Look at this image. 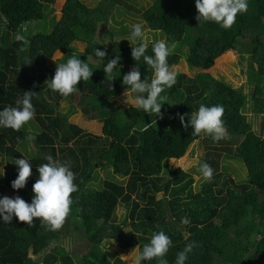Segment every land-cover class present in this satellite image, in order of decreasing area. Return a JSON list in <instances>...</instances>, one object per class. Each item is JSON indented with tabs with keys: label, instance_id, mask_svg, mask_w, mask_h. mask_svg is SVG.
Instances as JSON below:
<instances>
[{
	"label": "trees",
	"instance_id": "obj_1",
	"mask_svg": "<svg viewBox=\"0 0 264 264\" xmlns=\"http://www.w3.org/2000/svg\"><path fill=\"white\" fill-rule=\"evenodd\" d=\"M55 1L0 0V110L17 106L16 100L24 92L33 93L35 109L34 130L27 124L19 130L0 128V156L10 161L24 157L32 168L22 189L12 188L18 168L8 177L1 176L4 185L0 196L7 190L28 194V188L33 189L39 178L38 166L48 163L49 157L70 164L77 190L71 194L64 224L56 231L48 230L40 218H34L30 225L16 217L11 223L0 221V264H126L120 257L112 260L102 244L114 241L123 250L138 247L140 252L153 233L161 230L172 241L164 257L168 264H174L177 252L193 241L195 247L186 264H264V0H247V11L237 14L230 29L215 22L200 23L195 0H160L167 4L165 13L153 6L141 12L148 27L163 32L169 44L194 35L187 61L196 73L188 76L176 72L175 84L161 93L165 100L158 117L134 106L119 108L111 101L121 94L115 79L121 67L134 68L138 63L142 80L153 76L142 59H133L131 43L118 40L105 45L96 35L97 26L109 22L120 1L101 0L90 6L83 0H65L59 20L50 16ZM49 17L55 21L51 31H34V22L45 24ZM78 41L85 44L83 52L73 45ZM155 41L149 43L147 54H152ZM242 46L250 53L245 84L235 88L208 72L216 59ZM97 47L106 51L103 60L95 56ZM59 51L61 57L56 56ZM73 54L81 56L93 73L64 97L49 84L58 64ZM116 56L120 62L113 80L108 81L104 66ZM181 60L182 54L174 51L167 58L172 68ZM170 103L180 106L179 114L169 113ZM201 104L223 105L222 120L226 136L231 138L215 141L204 133L192 134L190 126L185 128ZM79 109L83 117L101 119V134L71 121ZM250 112L262 115L260 132L249 126ZM180 116H184V123ZM202 136L207 149L224 150L225 158L241 160L248 177L256 176L262 186L257 188L248 180L222 181L219 161L208 158L221 153L208 152L200 163H207L213 176L204 179L196 191L193 173L173 170L169 161L182 159ZM222 142L226 145H219ZM29 143L38 151L31 158L19 149ZM108 167L111 174L102 180V188L96 187L97 169ZM196 192L211 206H202ZM211 193L217 195L215 206ZM120 205L127 209L122 221L117 215ZM185 218L189 223H182ZM128 225L134 226L135 233H125ZM72 231L83 233L87 245V251L76 253L77 261L60 244L64 233ZM141 264H158V258Z\"/></svg>",
	"mask_w": 264,
	"mask_h": 264
},
{
	"label": "clouds",
	"instance_id": "obj_2",
	"mask_svg": "<svg viewBox=\"0 0 264 264\" xmlns=\"http://www.w3.org/2000/svg\"><path fill=\"white\" fill-rule=\"evenodd\" d=\"M195 6L198 10L196 19L200 23L215 22L223 29H230L236 21L237 14L247 11V0H195ZM126 39L132 45L133 59L136 62L142 59L153 73L150 81L142 80L140 64L137 63L133 70L123 76L122 83L127 86L125 92L127 102L131 100L132 106L143 110L150 116L157 114L158 117L161 115L165 100L161 93L176 82L177 73L167 61L175 45L169 44L165 39H160L152 42V54H147L149 37L142 23L132 24ZM95 56L103 60L106 57V51H101L97 47ZM80 57L73 54L66 62L58 64L49 87L61 96L71 95L82 80L87 81L92 76V69ZM119 62L120 57L116 56V58L109 59L104 66L108 81L113 80V72ZM32 94L24 92L22 97L17 98V106L0 110V128L19 130L34 117ZM223 115V105L201 104L198 111L192 113L185 128L190 126L193 130L192 134L204 133L210 135L213 140L220 141L226 136ZM179 118L181 123L185 122L184 116ZM14 163L18 165V176L12 181V188L22 189L32 174L31 163L24 157L15 159ZM38 172L39 178L33 185L34 196L31 203L26 202L20 196L15 198L0 196V221L11 223L16 217L18 221L27 222L30 225L34 218H40L50 231H56L62 227L70 212L71 194L77 190V185L74 183L75 174L69 163H61L51 157L48 163L38 166ZM199 172L205 180H210L213 176V169L207 163L199 164ZM3 174L4 169L0 172V176ZM182 223L187 224L189 221L185 218ZM171 245V238L163 230L153 233L149 243L133 256L131 264H141L142 261L153 258H158V264H168L164 257ZM194 247V241L186 244L183 250L177 252L174 264H186L188 254L193 251ZM132 253H136V249Z\"/></svg>",
	"mask_w": 264,
	"mask_h": 264
},
{
	"label": "rangeland",
	"instance_id": "obj_3",
	"mask_svg": "<svg viewBox=\"0 0 264 264\" xmlns=\"http://www.w3.org/2000/svg\"><path fill=\"white\" fill-rule=\"evenodd\" d=\"M90 6L97 5L101 0H83ZM117 1V9L113 11V16L110 18L108 23L99 24L97 26L96 35L105 45H110L114 41L118 40H125L126 42L130 43L126 38L130 33L131 25L134 23H142L144 28L147 29V35L149 37V43L154 40H160L165 39V35L161 31H152L148 25L142 20L141 12L148 8L149 6L155 7L158 12L165 13L167 10V4L162 3L160 0H119ZM65 0H56L53 4V10L50 16H56V18L59 20L61 17L62 7L64 6ZM52 18L49 17L47 23L43 24L40 22H34V31L37 32H49L52 30L54 22L51 20ZM193 33L187 35L189 39H184L183 42L174 44L175 47L172 49L174 52H179L182 54V60L181 63L173 69L177 71H181L185 73L188 76H193L196 73V70H193L191 66H189V63L187 61V55L190 45V40L193 38ZM20 37V35L18 36ZM73 45L77 48V51L83 52L85 50V44L84 42H74ZM247 48V47H246ZM244 46H242L239 50H232L229 51L222 56H220L218 59H216L214 66L208 70L214 77L219 78L221 80H224L230 84L233 85L235 88L241 87L246 82V71L249 70V61H250V53L248 49H246ZM75 49V48H74ZM63 55L62 52H57L56 56L61 57ZM133 70V67H121L118 72L116 73L115 79L120 84L121 87V94L115 98H112L111 101L117 105V107L125 109L131 105V100H129V103L127 102V97L125 95L126 87L123 85V76ZM150 81V80H149ZM248 91V89H246ZM78 100V97L75 99ZM65 105V104H64ZM78 112L75 113L71 117V121L78 124L82 128H84L86 131H89L94 134H101L102 133V125L103 122L100 118L98 119H89L87 117H83V113L81 109L77 110ZM169 113L171 115H176L180 113V106L176 103H170L168 108ZM249 126L251 129L261 131V122H262V115H256L252 112L249 114ZM161 122V120L159 121ZM157 122V123H159ZM162 123V122H161ZM252 123V125H251ZM28 129L34 130V120L33 118L28 121L27 123ZM160 125V124H159ZM164 125V122H163ZM171 125V124H170ZM227 139L231 138L229 135L226 136ZM225 140V139H221ZM225 142L219 143V145H226ZM236 144L233 143V146ZM22 153L26 157H33L36 156L38 151L35 148V146H32L31 143L25 144L19 148ZM208 152H217L216 150L207 149V145L203 140V136L201 139L197 140L195 143H193L187 153L184 155L182 159H170L169 161V167L173 170L177 168H182L186 172L193 173L194 177V188L196 191L199 190V188L202 185V181L204 180L202 174L199 172V163L202 162L203 159H205V156L207 157ZM217 153H221V156L216 157L215 155L211 154L208 155L209 159L216 158L219 161L220 168L223 170V179L222 181L226 179H233L236 182L248 180L249 184H252L254 186L261 187V184H258L256 182V176H253L251 178L248 177V172L245 164L241 160H235V159H227L224 157V150H220ZM225 167L227 169H225ZM18 168V165H16L13 161L8 160L4 156H0V172L4 169L5 175L3 178L8 177V175H12V173L15 171V169ZM111 167H108L106 169H97L98 178L94 180L93 184L96 187L102 188V180H104L108 174H111L110 172ZM0 176V188L3 187L4 182L3 179ZM114 178L115 175H113ZM29 192L28 194L24 193L22 190H7L3 192L4 196H10L11 198H15L16 196H20L23 198L26 202L31 203L32 198L34 196L33 189L28 188ZM200 192L195 193L196 200L202 205L206 206L207 203H204L201 200V195H199ZM201 194V193H200ZM212 196L215 199V203L213 206L217 203V195L216 193H211ZM164 195V194H161ZM160 195V196H161ZM199 195V196H198ZM206 204V205H205ZM210 207L209 205H207ZM212 206V207H213ZM127 209L124 205H120L117 210V215L119 217V220H124V216L126 215ZM125 233L127 235H130L132 233H135V228L132 225L125 226ZM65 232L60 240V244L65 246L72 255H74L75 260L77 261L79 259V255L76 253L79 252H85L87 251L86 248V240L83 238V233H80L78 231H72L70 233ZM102 247L106 250L108 253V256L114 260L116 257H120L122 260L125 261L126 264H131V260L135 254L139 253L138 247L132 248V249H126L123 250L119 248L114 241H107L102 244ZM136 249V253H132ZM76 254V255H75ZM43 255L38 256V259H41ZM36 258V257H35ZM43 264V263H41Z\"/></svg>",
	"mask_w": 264,
	"mask_h": 264
}]
</instances>
